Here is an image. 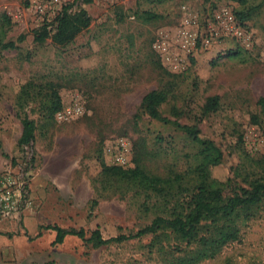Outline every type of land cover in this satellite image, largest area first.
I'll use <instances>...</instances> for the list:
<instances>
[{
	"label": "rangeland",
	"instance_id": "1",
	"mask_svg": "<svg viewBox=\"0 0 264 264\" xmlns=\"http://www.w3.org/2000/svg\"><path fill=\"white\" fill-rule=\"evenodd\" d=\"M245 1L261 8L241 22L238 0H93L83 5L90 27L59 47L34 42L42 23L26 3L0 0L13 24L7 41L17 47L0 51V178L11 172L22 183L19 214L0 222V239L12 244L3 264H153L149 237L93 248L69 236L54 245L48 229H99L105 239L135 233L147 222L139 200L118 181L103 185V163L153 175L193 164L195 143L142 112L153 90L170 92L163 117L197 127L221 149L217 178L237 166L264 172V0ZM26 85L33 99L21 112ZM213 96L219 109L203 115ZM24 113L36 125L32 152L18 144ZM239 224L240 240L201 264H264V205Z\"/></svg>",
	"mask_w": 264,
	"mask_h": 264
},
{
	"label": "trees",
	"instance_id": "2",
	"mask_svg": "<svg viewBox=\"0 0 264 264\" xmlns=\"http://www.w3.org/2000/svg\"><path fill=\"white\" fill-rule=\"evenodd\" d=\"M92 1L73 0L67 4L53 22H44L33 30L34 42L42 44L51 40L59 47L72 44L92 23L83 7ZM238 2L244 7L236 15L241 22L250 19L254 11L261 8V5L245 8L247 1ZM12 27L10 16L0 12V51L17 48L14 42L7 41ZM23 38L20 37V41ZM33 89L31 85L21 88L17 101L19 111L24 112L33 99ZM169 97L168 90H153L143 97L140 108L151 119L175 125L195 143L197 152L193 164L183 172L153 175L140 166L123 169L103 163L102 175L106 180L102 181L103 185L115 180L134 191V198L139 200L138 211L147 222L135 233L110 239H105L99 229L88 235L84 229L48 227L56 232L54 245L63 244L69 236H76L93 248L149 237L151 240L145 248L147 259L153 264H201L216 259L226 247L240 240V219L253 216L254 211L264 205V172L257 175L237 166L231 169L226 180L217 178L214 171L223 165V152L211 140L201 138L197 127L181 125L162 116L161 107ZM258 104L264 114V97ZM219 107L220 98L210 97L203 115L215 112ZM24 114L18 144L32 152L36 125L28 114ZM32 163L33 158L27 162L24 172Z\"/></svg>",
	"mask_w": 264,
	"mask_h": 264
},
{
	"label": "built area",
	"instance_id": "3",
	"mask_svg": "<svg viewBox=\"0 0 264 264\" xmlns=\"http://www.w3.org/2000/svg\"><path fill=\"white\" fill-rule=\"evenodd\" d=\"M27 4L28 8L39 18L41 23L51 22L63 11L64 7L73 0H18ZM111 1V0H106ZM192 38L191 35H184ZM118 146L123 153L129 149L125 141H119ZM21 181L12 173H6L0 178V222L15 219L20 212Z\"/></svg>",
	"mask_w": 264,
	"mask_h": 264
},
{
	"label": "crops",
	"instance_id": "4",
	"mask_svg": "<svg viewBox=\"0 0 264 264\" xmlns=\"http://www.w3.org/2000/svg\"><path fill=\"white\" fill-rule=\"evenodd\" d=\"M6 246H4V241L0 239V264L2 263V260H5L6 257H8V253L12 251V244L5 242ZM11 244V245H10ZM14 247V246H13ZM16 252L17 249L15 248Z\"/></svg>",
	"mask_w": 264,
	"mask_h": 264
}]
</instances>
